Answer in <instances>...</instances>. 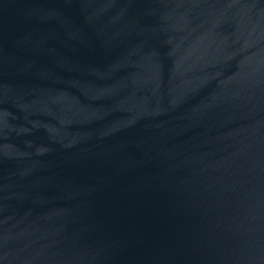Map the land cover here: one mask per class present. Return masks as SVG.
<instances>
[{"label":"water","instance_id":"water-1","mask_svg":"<svg viewBox=\"0 0 264 264\" xmlns=\"http://www.w3.org/2000/svg\"><path fill=\"white\" fill-rule=\"evenodd\" d=\"M0 264H264V0H0Z\"/></svg>","mask_w":264,"mask_h":264}]
</instances>
